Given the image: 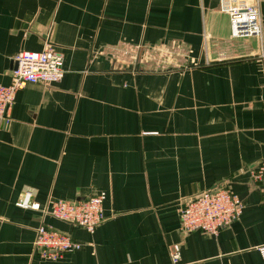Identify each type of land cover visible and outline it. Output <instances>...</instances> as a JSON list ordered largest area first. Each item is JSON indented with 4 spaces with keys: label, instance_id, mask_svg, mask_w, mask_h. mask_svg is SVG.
Listing matches in <instances>:
<instances>
[{
    "label": "crops",
    "instance_id": "crops-1",
    "mask_svg": "<svg viewBox=\"0 0 264 264\" xmlns=\"http://www.w3.org/2000/svg\"><path fill=\"white\" fill-rule=\"evenodd\" d=\"M263 40L233 39L219 0H0V85L47 43L64 75L28 84L0 122V264H264ZM226 187L244 208L216 236L181 203ZM102 197L93 233L17 206ZM41 224L78 250L46 260Z\"/></svg>",
    "mask_w": 264,
    "mask_h": 264
},
{
    "label": "built area",
    "instance_id": "built-area-1",
    "mask_svg": "<svg viewBox=\"0 0 264 264\" xmlns=\"http://www.w3.org/2000/svg\"><path fill=\"white\" fill-rule=\"evenodd\" d=\"M261 0H219V11L229 18L230 36L233 39L257 38L263 40L260 18ZM64 75L63 55L47 43L41 52H22L15 56L10 71V83L0 85V122L9 121V111L15 94L28 84L49 85L58 83ZM251 176L264 190V159L251 172ZM27 191L17 206L40 212L62 222L83 227L88 233L104 220L102 197L91 196L74 201H48L43 208L31 201ZM244 205L226 187L206 190L186 198L180 207V230L184 233L200 231L216 236L242 214ZM33 247L41 258L55 260L65 253L79 249V244L69 236L50 226L41 224L35 230ZM179 245L172 246L173 264L179 262ZM264 260V247L259 249Z\"/></svg>",
    "mask_w": 264,
    "mask_h": 264
}]
</instances>
